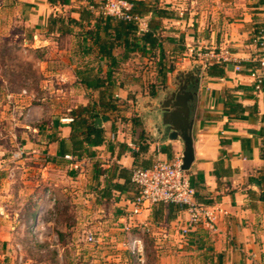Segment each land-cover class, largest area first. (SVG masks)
Here are the masks:
<instances>
[{"label": "crops", "instance_id": "1", "mask_svg": "<svg viewBox=\"0 0 264 264\" xmlns=\"http://www.w3.org/2000/svg\"><path fill=\"white\" fill-rule=\"evenodd\" d=\"M86 5L87 0H0V9H6L2 14L8 8L12 10L11 15L2 17L3 27L19 22L23 35L18 38L22 42L30 43L34 50L49 46L56 50V58L70 62L59 70V75L74 78L85 93V99L73 103L67 112H56L54 107L41 103L28 104L23 117L25 129L20 134L23 153L45 158L49 168L59 164L70 168L86 182L84 201L100 207L111 204L120 212L116 220L125 226L132 222L148 227L155 247L161 248L156 251L164 254L163 264H264V80L257 87L256 78L250 73L258 59L264 57V37L256 39L260 29H264V0H159L171 16L161 20L158 48L151 49L138 37L134 50H126L121 44L113 48L109 58L100 53L96 37L87 32L96 29L95 18H85L77 24L68 20L54 24L50 19H80ZM95 10L98 15L100 10ZM144 17L147 29L139 28L140 33L149 29L155 15ZM223 48L240 61L242 70L236 69V60L214 62L223 69L222 75H210L211 64L197 69L202 61L192 57L193 50ZM133 59L158 60L156 73L162 83L161 95L144 96L142 103H118V97L131 101L127 99L128 91L136 84L130 79L142 75ZM161 59L166 61L162 68ZM171 62L175 67L173 81L168 83ZM179 63L182 67L176 69ZM193 72H198L199 77L195 88L190 85L197 92L192 111L195 157L187 173L197 190V199L217 208L214 229L205 224L189 225L185 208L158 215L154 205L139 214H129L135 193L132 170L183 154L182 140L168 137L156 109ZM102 90L110 91L109 103L105 105L99 99ZM228 98L242 107L230 112L233 108L229 104L227 111ZM112 104L116 108H109ZM87 105L98 108L105 141L90 146L92 154L81 158L90 157L91 162L77 170L64 155L70 153L66 149L72 146L71 111ZM87 116L91 118L90 114ZM66 117L73 120L67 121ZM123 123L131 127L125 129ZM130 128L132 132L128 133ZM5 160L11 159L2 158L0 181L7 182L13 169L5 166ZM107 186L113 190L109 200L102 194ZM4 200L0 195V202ZM2 231L0 236H5ZM161 240L162 245H157ZM0 264H9L7 256L0 259Z\"/></svg>", "mask_w": 264, "mask_h": 264}, {"label": "rangeland", "instance_id": "2", "mask_svg": "<svg viewBox=\"0 0 264 264\" xmlns=\"http://www.w3.org/2000/svg\"><path fill=\"white\" fill-rule=\"evenodd\" d=\"M5 10L0 9V164L7 157L11 160H5V166L13 170L7 182L0 181V195L5 197L0 202V228L6 229L0 230L5 235L0 236V259L7 256L9 264H163L164 254L156 251L161 248L155 247L151 231H143L137 224L125 228L116 220L120 212L109 203L100 207L84 201L86 182L70 168L61 164L49 168L40 156H14L25 152L20 134L25 129L23 117L28 104L41 103L54 107L56 112H67L73 103L85 99V93L74 78L59 75V70L70 62L56 58V50L51 46L34 50L30 43L22 42L18 38L23 35L19 22L3 27L2 17L12 11L8 8L2 14ZM13 18L16 20V16ZM157 62L132 60L142 69V75L130 79L136 84L128 91L127 99L131 101L118 97V103H142L144 96L161 95ZM178 67L182 63L176 64ZM171 72L166 78L168 83L173 81ZM122 127L128 129L131 124L123 123ZM30 209L35 210V219H27ZM88 231L95 234L94 242L85 239ZM136 237L144 243L142 256L131 249Z\"/></svg>", "mask_w": 264, "mask_h": 264}, {"label": "built area", "instance_id": "3", "mask_svg": "<svg viewBox=\"0 0 264 264\" xmlns=\"http://www.w3.org/2000/svg\"><path fill=\"white\" fill-rule=\"evenodd\" d=\"M98 9L107 15L122 18L128 21H135L140 29H147L146 17L133 13L134 3L132 0H104L98 3ZM91 9L96 6L90 4ZM259 37H264V29H260ZM191 55L195 59L202 61L204 67L214 62L224 63L236 60V69H243L240 61L231 55L228 48L220 50H193ZM250 73L253 74L257 81V87H260L264 80V57L258 59V64ZM72 121L73 117L64 118ZM23 151L16 152L14 156L21 157ZM71 161L72 167L77 170L91 162L90 157L76 158L70 153L64 155ZM183 154L176 155L170 159H157L151 166H137L132 170V182L136 187V194L132 199V208L129 211L130 216L141 213L144 209L150 208L158 203H174L184 207L189 215V225L196 226L205 224L210 228H215L217 208L212 204L199 201L196 197L197 190L192 184L187 170L182 168ZM132 222H128L125 228L129 229ZM143 226L142 230H148ZM85 239L88 242L95 241V234L88 231ZM131 249L142 256L144 253V243L141 237H136L131 241Z\"/></svg>", "mask_w": 264, "mask_h": 264}, {"label": "trees", "instance_id": "4", "mask_svg": "<svg viewBox=\"0 0 264 264\" xmlns=\"http://www.w3.org/2000/svg\"><path fill=\"white\" fill-rule=\"evenodd\" d=\"M54 2L55 0H50ZM134 3L133 13L139 14L141 16L149 15L150 13L154 14L155 17L150 19L149 29L144 33H140L139 26L135 21H128L122 18L114 17L111 15L104 14L100 11L98 15L94 12L95 9H91L89 7L90 4H93L98 8L99 4L95 0H87V5L81 10L80 19H75L73 17H69V19H65L64 17H50L52 19V23L56 24L57 22L65 23L67 20L69 22L80 23L83 19L95 18L96 19V29H89L87 31L90 35L96 37V43L100 47V53L111 57L113 56V48L115 46H121V44L125 47L126 50H134L136 47V40L138 37H141L144 41L147 42L148 46L151 49L158 48L159 39L161 35L158 34V30L162 29V18L171 16V13L168 9L161 7L159 5V0H132ZM263 29V28H262ZM112 64H115L114 60H112ZM166 64L164 59L160 60L161 68ZM217 64H211L209 67L210 75H222L223 69H218ZM160 68V69H161ZM169 69L172 71L174 69V63L171 62L169 65ZM110 91H100L99 99L100 103L107 104L108 95ZM227 111H229V104L233 108V112L235 109H240L242 106L238 102H234L233 100L226 99ZM116 108V105L112 104L109 108ZM237 112V111H236ZM71 114L74 117V121L71 123L72 132L70 134V139L72 141V146L66 151H70V154L75 156L76 158H81L85 154H92L90 146L92 145H100L105 141V129L104 127H97L94 123V119L99 115V110L95 106H79L77 109H73ZM87 114L91 115V118L87 116ZM63 145V144H62ZM144 147L147 151L149 148V144ZM144 167V166H142ZM132 178V177H131ZM134 185V183H133ZM135 187V185H134ZM137 190L135 187V193ZM103 196H105L108 200L113 196V190L110 186H107L102 191ZM134 197V196H133ZM262 199H264V191L261 193ZM156 212L158 215L163 214V212H168L170 215L173 211L181 210L182 206L174 203H158L156 204ZM36 214L35 210L27 211V219L32 218Z\"/></svg>", "mask_w": 264, "mask_h": 264}, {"label": "water", "instance_id": "5", "mask_svg": "<svg viewBox=\"0 0 264 264\" xmlns=\"http://www.w3.org/2000/svg\"><path fill=\"white\" fill-rule=\"evenodd\" d=\"M203 64L197 66L201 69ZM183 71L180 74L183 76ZM198 72L188 75L184 82L170 92L163 101L157 106L156 111H159L162 116L161 124L164 131L168 132V137L172 140L180 138L184 144L183 165L184 170H188L194 161V141H193V123L192 111L194 100L197 92L190 89V85L195 88L199 82ZM196 76V77H195ZM180 79V78H179ZM182 82V81H181ZM100 117L95 120V125H101Z\"/></svg>", "mask_w": 264, "mask_h": 264}, {"label": "flooded vegetation", "instance_id": "6", "mask_svg": "<svg viewBox=\"0 0 264 264\" xmlns=\"http://www.w3.org/2000/svg\"><path fill=\"white\" fill-rule=\"evenodd\" d=\"M190 89H193L192 87H190Z\"/></svg>", "mask_w": 264, "mask_h": 264}]
</instances>
